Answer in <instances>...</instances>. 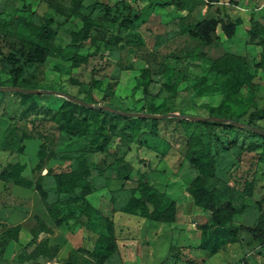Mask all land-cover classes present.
Wrapping results in <instances>:
<instances>
[{
	"label": "rangeland",
	"instance_id": "rangeland-1",
	"mask_svg": "<svg viewBox=\"0 0 264 264\" xmlns=\"http://www.w3.org/2000/svg\"><path fill=\"white\" fill-rule=\"evenodd\" d=\"M183 1L178 8L170 0H26L36 14L32 24L40 26V18L53 22L54 39L37 42L20 23L26 15L22 4L0 0V172L19 165L33 183L28 189L0 181V264H64L71 254L74 263L95 264L77 250H92L98 236L106 234V220L114 225L118 250L104 264H264V246L248 235L224 240L216 254L201 250L202 228L215 229L211 213L195 207L186 194L197 174L189 159L209 155L214 177L204 185L216 191L217 204H232L235 227L261 224L264 229V56L259 45L264 0H237V5ZM76 11L93 24L85 44L70 41L71 33L82 28ZM133 16L127 28L120 27ZM203 20L235 24L233 37L227 39L217 28L210 35L212 45L204 46L186 32ZM24 42L39 43L51 55L37 65L21 50ZM225 54L244 59L253 75L250 87L230 89L222 76L210 72ZM75 55L87 58L77 69L71 63ZM258 63L262 67L255 70ZM10 88L39 93L27 99V93L4 91ZM59 94L121 113L155 116L156 123L106 111L85 113ZM217 115L227 122L190 119ZM72 116L85 135L77 136ZM40 151L46 159L35 170ZM82 163L90 175L76 186L92 184L89 217L66 210L75 208L80 188L72 197L60 195L53 180V174L77 172ZM36 183L46 192L45 201ZM147 187L162 194L160 204L179 203L175 223L122 213ZM47 208L58 212L52 217ZM55 217L64 218L59 228ZM40 222L52 233L34 237Z\"/></svg>",
	"mask_w": 264,
	"mask_h": 264
},
{
	"label": "trees",
	"instance_id": "trees-1",
	"mask_svg": "<svg viewBox=\"0 0 264 264\" xmlns=\"http://www.w3.org/2000/svg\"><path fill=\"white\" fill-rule=\"evenodd\" d=\"M22 6L23 10L26 12L25 17L20 18V23L34 36L37 42H49L54 39V32L52 30V20L40 18V26H35L32 24L31 20L36 15L32 11L30 6H26V0H18ZM209 4L217 3L220 0H205ZM234 5H237V0H230ZM81 3V2H80ZM170 4L181 8L184 4L183 0H170ZM80 4H78V7ZM76 18L80 19L82 22V28L77 32H72L70 35V41L72 44H85L90 40V32L93 26L92 21L87 16H83L78 11L73 14ZM136 16L129 18V20H124L120 27L127 28L130 21L135 20ZM252 26L255 24L253 20ZM217 28H220L227 39H231L234 35L235 24L230 23L229 25L219 24L215 20H203L191 27H187L186 32L188 34L202 43L204 46H211L212 39L210 35L215 32ZM261 47V55L264 56V40L259 43ZM21 50H26L27 58L37 65H43L46 58L51 55L50 49L43 47L39 43H22ZM87 62L86 57H81L75 55L71 58L72 68L77 69L80 65ZM262 67L261 63L255 64L254 69L258 70ZM247 65L244 59L236 57L231 54H225L221 59L217 60L210 66V72L222 76L223 85L230 89H239L242 87H250L252 85L251 81L253 78L252 74L247 72ZM144 77L143 86L148 82V75L146 71L142 72ZM73 81V78H72ZM95 80L92 79L91 84L93 85ZM203 86V81L199 83V87ZM25 98L31 99L33 95L26 94ZM226 97L229 98V92H226ZM78 109L85 113H103L93 108H87L84 106H76ZM96 107V106H94ZM118 117V116H116ZM216 118H223L221 115H217ZM74 120V127L76 129L77 136L81 137L85 135V129L81 126V122L78 118L72 116ZM154 124L156 120H152ZM60 129H64L62 122H60ZM249 129V127H246ZM264 138V137H263ZM38 163L35 166V170H41L42 164L46 159V154L40 151L37 154ZM190 166L196 171V176L186 190V194L192 201L193 205L203 211L211 213V225L215 228L210 231V228L203 227L201 230V244L200 249L203 251L210 252V254H216L219 252L220 248L223 246L224 240L229 238H237L241 235H248L254 241L258 242L261 246H264V229L261 224L256 227H235L233 225L232 219L237 214L236 210L230 202H226L222 205H218L216 201V191L208 190L204 185V180L206 178L211 179L214 177V161L211 156L205 155L196 158L189 159ZM24 168L22 166L7 165L0 172V181L6 182L8 180L13 181V183L21 188H31L33 183L26 179L22 173ZM50 171H47L49 174ZM90 175V170L88 167L82 163L77 172L65 173L60 172L53 174V180L55 183V190L60 195H67L72 197L76 187L80 188V193L77 196V204L75 208L68 207L66 210L71 212L73 209L78 210L79 214L84 217H89L87 214L94 211L90 207L87 197L92 193L91 182H86L81 186H76V184ZM100 175V173H99ZM36 192L38 193L40 199L45 201L47 198L46 192L43 190L39 183L34 185ZM162 194L151 187H147L145 192L139 197H132L122 210L123 214L131 216H139L140 218L161 224H172L175 223L180 214V205L175 201H171L165 206L160 204V199ZM77 207V208H76ZM151 207V208H149ZM88 209V212L87 210ZM58 212V208H47V213L53 217L55 213ZM64 223V218H54L53 225L59 228ZM106 234L98 236L95 240L92 250L87 251L83 248H79L77 252L81 254H86L89 256L95 264H104L108 261L118 250L117 241L114 234V225L112 221L106 220L105 222ZM18 227L15 228L17 232ZM51 234V229L40 222L38 225V231L34 234L37 237L39 234ZM15 240H17L15 234ZM58 252V247L56 246L53 253L49 256L53 258ZM48 257V258H49ZM76 260L73 254L69 255L64 264H78L74 263ZM37 264V263H36Z\"/></svg>",
	"mask_w": 264,
	"mask_h": 264
},
{
	"label": "water",
	"instance_id": "water-1",
	"mask_svg": "<svg viewBox=\"0 0 264 264\" xmlns=\"http://www.w3.org/2000/svg\"><path fill=\"white\" fill-rule=\"evenodd\" d=\"M10 90H16V91L24 92V93H27V94H38L39 93L37 91L21 90V89H16V88L4 89V91H10ZM0 91H1V89H0ZM46 93L55 94L54 92H46ZM59 95L64 97V98H68V97H66V96H64L62 94H59ZM68 99L75 101L80 106H84V107H87V108H93V109H96L98 111L112 112V113L125 115V116H129V117H133V118H145V119H152V120L157 119V117H155V116H150V115H146V114L121 113V112H119L117 110H114L112 108H109V107H103V106L94 107V106H91L89 104H86V103L78 101V100H74V99H71V98H68ZM190 119L193 120V121L197 120L198 122H207V121H214V122H218V123L227 122L225 120H221V119H217V118H205V119L190 118ZM231 124L234 125V126L243 127V125H240V124H237V123H234V122H231Z\"/></svg>",
	"mask_w": 264,
	"mask_h": 264
},
{
	"label": "built area",
	"instance_id": "built-area-1",
	"mask_svg": "<svg viewBox=\"0 0 264 264\" xmlns=\"http://www.w3.org/2000/svg\"><path fill=\"white\" fill-rule=\"evenodd\" d=\"M118 1H121V0H118Z\"/></svg>",
	"mask_w": 264,
	"mask_h": 264
},
{
	"label": "crops",
	"instance_id": "crops-1",
	"mask_svg": "<svg viewBox=\"0 0 264 264\" xmlns=\"http://www.w3.org/2000/svg\"><path fill=\"white\" fill-rule=\"evenodd\" d=\"M49 227V226H48Z\"/></svg>",
	"mask_w": 264,
	"mask_h": 264
}]
</instances>
